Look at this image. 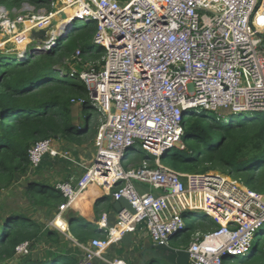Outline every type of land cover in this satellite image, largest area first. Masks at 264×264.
Segmentation results:
<instances>
[{"label": "built area", "instance_id": "2783aa9c", "mask_svg": "<svg viewBox=\"0 0 264 264\" xmlns=\"http://www.w3.org/2000/svg\"><path fill=\"white\" fill-rule=\"evenodd\" d=\"M59 2L54 12L24 4L13 19L0 11V49L14 46L3 48L19 62L51 50L79 22L96 24L93 45L105 50L98 70L86 65L78 72L77 51L70 71L61 72L62 77H77L86 85L103 117L90 165H83L58 140L39 142L28 152L30 170L39 169L46 159L84 170L74 184H55L65 203L49 228L79 247L80 264H125L106 260L111 245L139 227L154 244L169 245V239L185 227L183 214L194 217L202 212L218 228L196 233L186 250L175 248L190 254L189 264H233L249 257L264 233V194L217 172H178L163 165L161 158L184 148L183 121L188 116L212 113L224 119V112L264 113V0ZM64 14L69 15L66 25ZM43 31L46 40H41ZM29 46H33L30 54ZM91 51L97 50L92 46ZM139 146L154 158V167L144 163L125 168L127 157ZM137 185L148 190L142 192ZM92 186L127 206L117 213L113 226L102 216L98 227L106 232L105 239L82 245L72 237L66 215ZM16 254L30 255V245H20Z\"/></svg>", "mask_w": 264, "mask_h": 264}, {"label": "trees", "instance_id": "16d2710c", "mask_svg": "<svg viewBox=\"0 0 264 264\" xmlns=\"http://www.w3.org/2000/svg\"><path fill=\"white\" fill-rule=\"evenodd\" d=\"M56 1L0 0V7L21 9L29 4L42 8ZM96 32V24L74 26L70 36L59 39L54 48L22 62L0 49V193L13 187L21 177L28 176V152L37 143L59 140L75 151L94 143L100 126L98 107L79 78L62 77L61 72L70 71L77 51L80 53V63L76 64L78 72L84 71L86 65L100 68L105 50L91 51ZM182 143L183 149H176L178 152L171 157L163 156L161 163L166 164V159L170 158V168L186 174L217 172L253 192L264 194V113L228 119H218L212 113L193 114L184 118ZM132 155L127 157L125 168L140 167L144 163L154 167V158ZM47 162L55 164L46 159L41 167ZM70 179L68 174L62 182H71ZM22 198L35 211L45 210L50 222L65 203L63 195L55 190V183L44 177L26 179ZM126 206L124 202H115L105 196L94 206L96 221L102 217L103 209L118 213ZM3 213L0 264H80L65 255H53L47 260L35 259L33 254L17 256V247L24 243L30 245L31 252L42 243L65 251L74 243L56 230L44 231L46 226L34 216L32 218L33 213L16 208ZM183 218L185 227L172 238L176 241L174 248L186 250L196 233L206 234L218 228L207 217L193 218L188 224L190 212L184 213ZM69 229L72 237L82 245L106 238V232L97 224L73 218L69 220ZM256 245L254 255L233 264H264V240H258Z\"/></svg>", "mask_w": 264, "mask_h": 264}, {"label": "rangeland", "instance_id": "374dc122", "mask_svg": "<svg viewBox=\"0 0 264 264\" xmlns=\"http://www.w3.org/2000/svg\"><path fill=\"white\" fill-rule=\"evenodd\" d=\"M122 1V0H121ZM124 1V0H123ZM60 2L59 0H57L53 5H50L49 7H42V8H39V7H35L37 9V11H46V12H54L56 11L59 7H60ZM20 9H16V8H11V9H7L6 7H3L1 6L0 7V11H5L6 13L9 14L10 18H14V16L16 15V12L19 11ZM76 26H84L83 25V22H79V23H76ZM2 50H4L3 47H5V50L6 48L8 47L10 50L15 48L14 46H12L11 44H8V45H2L1 46ZM93 49L94 50H98V47L93 45ZM4 50V51H5ZM33 50V46H29L28 47V54L31 53V51ZM203 112V111H201ZM223 114V118L224 119H228L230 117H232L233 115L230 114V113H222ZM79 116L82 118L83 117V110L80 108L79 110ZM246 116H249V115H239V116H235L237 118H242V117H246ZM103 119L102 116H98V121L101 122ZM70 152L71 154L73 155V157L77 158V160L81 157L83 162L86 163L89 162V161H92V159L94 158V155H95V143H92V144H89L88 146H85L83 147L82 149L78 150V151H75L73 148L71 147H66ZM176 152H178L176 149L171 151L168 156H173ZM133 157H146L147 156V153L144 152L142 150V148L139 146L135 149V152L133 153L132 155ZM62 163H60L59 165H57L56 167H54L52 164H50L49 162L45 163L41 168L37 169V170H30V172L28 173V176L25 177H21L18 182L13 186L11 187L9 190H5L3 192L0 193V218L1 216H3V212H5L7 209H11V208H16V209H19L23 212H30V213H33L32 218L34 216V219H37L39 221V223H41L42 225L46 226L50 220L47 219L46 217V211L45 210H38V211H35L34 209H32L31 206H29L28 204L24 203L25 201V198H22V189H23V186L26 182V179L28 178H39V177H44L46 178L47 180H49L50 182L52 183H58V182H62L65 178V176H67L68 174L71 175L72 179H70L71 183H75L74 182V178H80L83 174H84V170L81 168V167H76L65 161H61ZM163 165L167 166V167H170L171 166V159L170 158H167L166 159V164L163 163ZM131 167H135L134 165H130ZM35 211V212H33ZM200 217H204V213L202 212H195L194 213V217L191 216V218L188 220V224L191 223V221H193L194 219H198ZM194 218V219H193ZM264 230V229H263ZM180 231H178L177 235L180 234ZM264 240V233L259 236L253 246H252V249L250 250V252L248 253L247 256H250L253 252V249L256 245V242L258 240ZM172 246H175L176 245V241H172L171 243ZM42 247H40L38 250L36 249L35 253H34V256L32 257H35V256H40L43 252L40 250ZM244 260V257H240L239 258V262L243 261ZM97 264V262H96ZM229 264V263H227Z\"/></svg>", "mask_w": 264, "mask_h": 264}, {"label": "crops", "instance_id": "0c3cea01", "mask_svg": "<svg viewBox=\"0 0 264 264\" xmlns=\"http://www.w3.org/2000/svg\"><path fill=\"white\" fill-rule=\"evenodd\" d=\"M58 144L61 145L63 148H66V146L59 140H58ZM79 161H82V164L86 166H89L91 163V161L89 162L86 161V163H84L81 157L79 158ZM60 163L58 164L55 163L53 166L56 167ZM73 178L75 183L79 179V178L75 179V177ZM137 187L142 192H146L148 190V188L143 185H137ZM105 196L106 195L98 187L96 186L90 187L82 196H80L77 199V201H75L72 204L66 215L67 218L69 217V214L72 213L73 219L98 225L102 217L100 218V220L96 221L94 206L97 201L101 200ZM124 203L126 204V202ZM103 215H106L107 223L109 226L115 225L117 221V212L111 210L107 211L103 209L102 216ZM47 229H49V223L44 228V231H46ZM151 244H153L152 239L150 238L146 230L143 227H139L135 233L128 234L120 243L111 245L105 252L104 257L109 262L119 260V261H123L125 264H144L145 261L141 259V253L144 251L145 248L148 247V245ZM40 247H42L40 250L43 253L40 256H35L34 257L35 259L47 260L50 259V257L53 255L70 256L78 261H81L83 259L82 251L75 244L71 245V247H69L67 251L58 248L57 249L49 248L45 246L43 243L38 244L36 246V249L38 250ZM36 249L34 250V252H31L33 256ZM97 264H106V263L97 262Z\"/></svg>", "mask_w": 264, "mask_h": 264}, {"label": "water", "instance_id": "95a60500", "mask_svg": "<svg viewBox=\"0 0 264 264\" xmlns=\"http://www.w3.org/2000/svg\"><path fill=\"white\" fill-rule=\"evenodd\" d=\"M69 15H62V20L66 23ZM55 24V23H54ZM53 24V25H54ZM51 29V27H50ZM50 31V30H47ZM43 31L41 33V40H46L47 36ZM73 214L70 213L68 219L72 220ZM172 237L169 239V245L151 244L141 253V259L145 261L144 264H152V262H159L163 264H189L190 254L187 251L175 249L172 243ZM257 250V245L254 247V253Z\"/></svg>", "mask_w": 264, "mask_h": 264}, {"label": "bare ground", "instance_id": "6f19581e", "mask_svg": "<svg viewBox=\"0 0 264 264\" xmlns=\"http://www.w3.org/2000/svg\"><path fill=\"white\" fill-rule=\"evenodd\" d=\"M64 25H66V23H64ZM63 27V26H62Z\"/></svg>", "mask_w": 264, "mask_h": 264}]
</instances>
